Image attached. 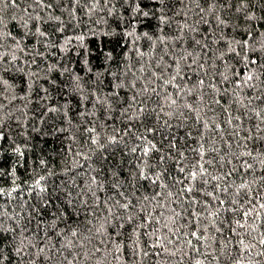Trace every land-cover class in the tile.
<instances>
[{"label": "trees", "instance_id": "trees-1", "mask_svg": "<svg viewBox=\"0 0 264 264\" xmlns=\"http://www.w3.org/2000/svg\"><path fill=\"white\" fill-rule=\"evenodd\" d=\"M0 264H264V0H0Z\"/></svg>", "mask_w": 264, "mask_h": 264}]
</instances>
